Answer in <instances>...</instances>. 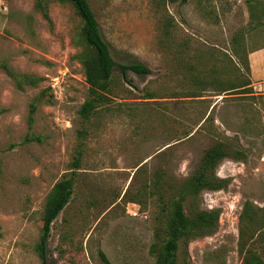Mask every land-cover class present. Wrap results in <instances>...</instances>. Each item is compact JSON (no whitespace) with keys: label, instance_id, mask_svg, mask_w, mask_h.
I'll use <instances>...</instances> for the list:
<instances>
[{"label":"rangeland","instance_id":"1","mask_svg":"<svg viewBox=\"0 0 264 264\" xmlns=\"http://www.w3.org/2000/svg\"><path fill=\"white\" fill-rule=\"evenodd\" d=\"M88 1L115 62L151 74L124 79L115 68L109 101L85 121L75 7L0 0V264H42L47 198L66 177L76 179L74 193L52 225L47 264H105L101 254L111 264H156L169 203L184 195L189 217L220 215L213 234L180 243L178 264L264 256V70L247 67L264 49V0ZM250 3L263 22L256 31ZM6 67L42 80L20 89ZM213 150L223 156L210 177L223 187L198 192L193 182ZM248 204L251 225L241 223Z\"/></svg>","mask_w":264,"mask_h":264},{"label":"trees","instance_id":"2","mask_svg":"<svg viewBox=\"0 0 264 264\" xmlns=\"http://www.w3.org/2000/svg\"><path fill=\"white\" fill-rule=\"evenodd\" d=\"M59 1L71 3L83 22L81 38L86 51L80 58L85 69L86 81L89 85V96L80 110V115L83 120L87 121L97 113V110L101 106L109 101L108 94L110 93L115 68L118 67L120 69L124 79H127L128 71H132L138 75H150L151 71L141 64L128 66L119 65L115 62L88 0ZM254 8V4L250 3V31H256L259 27L263 26V22L256 16ZM245 38L246 35L243 32L233 38L232 43L235 49V56H239L238 51L243 46ZM247 67L250 69L249 59L247 61ZM6 69L8 74L15 79L20 89H24L25 84L37 86L42 80L33 76H23V79H19L8 67ZM37 108L38 105L36 103L31 105L29 117L30 128L34 125ZM83 136H86V133ZM222 156V152L215 150L207 154L193 182L194 188L197 189L196 191L200 192L199 190L201 189L217 190L223 187L222 182L214 181L210 177V172L215 168V165ZM81 160L82 153L78 152L77 157L72 163L73 171L80 170ZM75 183L76 179L74 177L64 178L54 186L47 198L43 217L42 235L36 247L42 264H47L48 241L51 236L52 225L69 205L74 193ZM184 201L185 195L178 199L175 198L169 203L168 220L164 230V244L159 252L156 264H178L179 247L184 239L190 236L196 238L213 234L218 227L220 211L201 212L197 213L194 217H189L184 210ZM251 208L248 204L242 213V224L248 223L251 225V223L257 222V215ZM260 224L264 227V221H260ZM243 233L242 228V235ZM101 257L105 264H111L104 254H101ZM246 264H264V256L253 253L251 257L249 256Z\"/></svg>","mask_w":264,"mask_h":264},{"label":"crops","instance_id":"3","mask_svg":"<svg viewBox=\"0 0 264 264\" xmlns=\"http://www.w3.org/2000/svg\"><path fill=\"white\" fill-rule=\"evenodd\" d=\"M250 68L253 73L264 70V49L255 51L249 55Z\"/></svg>","mask_w":264,"mask_h":264},{"label":"built area","instance_id":"4","mask_svg":"<svg viewBox=\"0 0 264 264\" xmlns=\"http://www.w3.org/2000/svg\"><path fill=\"white\" fill-rule=\"evenodd\" d=\"M134 216H137V214H136V213H134Z\"/></svg>","mask_w":264,"mask_h":264}]
</instances>
